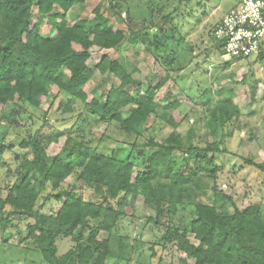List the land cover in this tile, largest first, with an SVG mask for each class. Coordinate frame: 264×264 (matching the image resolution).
<instances>
[{
    "label": "trees",
    "instance_id": "trees-1",
    "mask_svg": "<svg viewBox=\"0 0 264 264\" xmlns=\"http://www.w3.org/2000/svg\"><path fill=\"white\" fill-rule=\"evenodd\" d=\"M84 1L0 0V112L11 105L12 116L18 115L22 103L40 108L42 103L54 101L53 87L56 86L59 92L80 100L90 116L107 125L116 123L124 134L131 136L158 115L155 91L161 83L141 93L140 89L133 88L134 71L129 72L118 59L104 53L95 66L90 60L94 47L116 49L126 41L131 48H137L146 41V36L133 27L135 17L131 7L122 16L126 31L110 24L109 16L100 6L94 9L92 18H82L70 25L66 19L68 11ZM116 1L109 0V11L116 13L122 9L121 1ZM34 6L39 13L50 15L47 36L40 34L38 24H33ZM215 45L223 55L224 41H216ZM258 54L264 57V45ZM246 58L231 57L228 61ZM95 70L101 75L117 77L120 83L99 94L88 93L85 86ZM65 71L69 73L68 78ZM222 90L229 93L226 103L232 110L211 109L207 125L213 134L217 133V127L226 130L235 114L242 110L233 101V90L225 87L217 94ZM204 97L210 99L212 94L208 92ZM179 105L172 103L170 111L158 115L173 130L164 141L148 140L147 145L154 150L144 159L146 170L135 171L130 154L122 157L103 144L89 146L83 134L74 135L80 130L66 132L55 127L52 131L28 134L20 143L28 152H14L17 165L9 169L13 181L5 195L0 191V230L15 227L17 222H28L29 238L24 240H30L34 246L31 249L40 251L48 264H70L72 259L81 264H107L109 258L122 259L127 246L119 238L121 252L117 253L112 239L98 238L99 233L111 234L128 215L129 196H142L144 203L155 212L148 218L151 222L160 224L166 219L163 247L175 246L196 264H264L261 204L239 208L231 196L218 188L219 165L215 157L226 151V147L223 141L221 147L218 141L205 148L194 145L193 129L183 136L178 131L183 121ZM70 109L68 104L63 111ZM62 137L65 140L60 150L49 154L51 144L59 143ZM176 151L196 154L200 163L212 165L207 177L213 183L198 177V171L177 170ZM8 152L12 151L0 141V166L7 161ZM248 162L264 173V162ZM71 176L92 188L98 198L85 199L69 180ZM206 192L216 197L213 202L202 197ZM221 197L228 200L232 211L219 205ZM41 199L57 202L56 212L42 210ZM183 204L191 205L195 211L186 227L175 225L172 220ZM190 234L198 243L192 242ZM60 237H69L74 242L64 254L58 253Z\"/></svg>",
    "mask_w": 264,
    "mask_h": 264
},
{
    "label": "rangeland",
    "instance_id": "rangeland-1",
    "mask_svg": "<svg viewBox=\"0 0 264 264\" xmlns=\"http://www.w3.org/2000/svg\"><path fill=\"white\" fill-rule=\"evenodd\" d=\"M119 1L122 9L116 13L108 10L109 0H85L84 3H76L66 15L69 24L73 25L79 19L92 18L94 9L100 6L109 16L110 24L126 31L127 24L122 16L125 15L124 10L131 7L135 17L133 27L146 36V41L137 48H131L126 41L116 49L100 50L94 47L90 63L95 66L104 53L118 59L129 72L134 71L133 88L140 89L141 93L161 83V87L155 91L159 103L158 115L170 111L169 105L178 102V111L183 118L178 131L183 136L193 129L192 143L202 148L214 141H218L221 147L223 141L226 151H221L215 157L219 165L216 179L218 188L231 196L239 208L260 203L264 211V173L248 162H264V57L255 54L246 59L228 61L229 58L222 55L215 45L216 39L212 33L219 19L235 8L238 0L116 2ZM32 13L33 24H38L40 34L47 36L51 28L50 15L39 13L36 6ZM65 76H69L66 71ZM119 83L117 77L101 75L95 70L85 90L99 94L101 90ZM225 87L233 90V101L242 110L228 123L229 129L223 131L217 127V133L213 134L207 125L211 109L224 107L229 112L232 110L226 103L229 93L222 90L217 94ZM53 92L56 95L54 101L48 100L40 108L22 103L18 115L12 116L11 105L0 112V141L12 151L5 154L7 161L0 166V191L3 195L13 181L9 169L17 165L14 154L28 152L20 146L22 139L38 130L52 131L55 127L66 132L80 130L74 135L83 134L89 146L103 144L122 157L130 154L135 171L147 168L144 159L154 150L147 145L148 140L164 141L173 130L157 115L153 118L154 122L151 120L127 136L116 123L107 125L90 116L80 100L64 91L59 92L56 86ZM208 92L212 94L210 99L204 97ZM68 104L71 109L64 112ZM205 108L209 109L207 113ZM64 140L65 137H62L59 143L51 144L49 154L57 153ZM208 155L212 156V153ZM175 161L177 170L185 173L198 171V177L213 183L207 177L213 166L200 163L196 154L176 151ZM74 178L71 176L69 180L75 183L77 192L85 199L98 198L92 188ZM202 197L211 202L216 198L207 192ZM218 203L228 211L233 209L225 198L221 197ZM40 204L42 210L50 214L56 212L59 206L57 202L43 199ZM127 206L128 215L117 228L111 234L101 231L98 235V238L110 237L117 253L121 252L119 238L127 246L122 252V259L109 258L107 264H196L193 258H187L175 246H162L166 219L163 218L160 224L151 222L148 218L155 212L144 203L142 196H129ZM194 214L191 205L183 204L178 214L173 216V223L186 227ZM27 225L28 222H17L15 227L0 230V264H48L40 251L31 249L34 247L31 241L24 240L28 237ZM85 234L87 237L89 230ZM189 236L192 242L198 243L193 234ZM73 246L74 242L69 237H60L58 253L64 254ZM70 264L81 263L72 259Z\"/></svg>",
    "mask_w": 264,
    "mask_h": 264
},
{
    "label": "built area",
    "instance_id": "built-area-1",
    "mask_svg": "<svg viewBox=\"0 0 264 264\" xmlns=\"http://www.w3.org/2000/svg\"><path fill=\"white\" fill-rule=\"evenodd\" d=\"M224 41V56L246 58L264 45V0H238L236 7L218 21L212 32Z\"/></svg>",
    "mask_w": 264,
    "mask_h": 264
}]
</instances>
